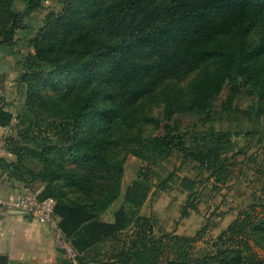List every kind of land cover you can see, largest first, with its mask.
<instances>
[{
  "label": "trees",
  "instance_id": "1",
  "mask_svg": "<svg viewBox=\"0 0 264 264\" xmlns=\"http://www.w3.org/2000/svg\"><path fill=\"white\" fill-rule=\"evenodd\" d=\"M44 1L17 9L18 0H0V47ZM60 2L21 62V109L0 96V127L12 129L5 151L15 157L1 158L0 173L29 189L43 183L41 197L57 200L59 227L77 251L65 264H264L262 196L214 238L205 237L217 226L209 221L195 235L158 234L143 212L146 183L157 180L158 190L187 192L188 217L201 185L232 178L235 135L264 144V0ZM241 96L255 105L243 108ZM156 103L159 117L149 113ZM181 117L192 121L182 127ZM121 148L141 163L125 191ZM248 158L264 176V159ZM173 159L181 163L169 170Z\"/></svg>",
  "mask_w": 264,
  "mask_h": 264
},
{
  "label": "rangeland",
  "instance_id": "2",
  "mask_svg": "<svg viewBox=\"0 0 264 264\" xmlns=\"http://www.w3.org/2000/svg\"><path fill=\"white\" fill-rule=\"evenodd\" d=\"M24 3L25 0H18L16 8L23 9ZM62 6L60 0H45L40 9L22 17L21 25L15 33V42L7 47H0V96L3 98L6 107L14 113L21 109L20 82L23 74L21 62L30 52L34 51L30 45V40L44 24L46 16L50 12H60ZM193 75L184 77L183 83L189 81ZM227 94L228 89H225L219 103L223 101L222 98ZM237 102L243 108L255 105V101L248 96H241ZM149 110H151L149 112L151 115L159 117L162 106L156 103ZM191 121L192 118L190 117H181L179 120L182 127H186ZM227 126L228 124H224L225 128ZM1 129L0 135L10 133L7 132V128ZM155 129L152 125L143 127L145 134L154 133ZM163 131L162 128L159 132ZM234 140L238 143L240 153L237 158H234L235 172L232 178L227 183L218 186V188L212 185V181H207L201 185L197 195L200 201L199 210H190L188 217L182 215V208L188 199L187 192L181 191L177 186L171 190H158L153 186V183H157V180H154L153 183H146L151 188L143 212L156 219L158 234L165 231L176 232L181 235H195L209 221V223L217 226L208 230L205 237L214 238L238 216L241 210L249 207L256 197L262 196L261 199H264V176L256 171V164L250 162L248 158L252 154L257 155L259 161H263L264 144H260L251 137L249 138L246 134L235 135ZM118 154L125 157L122 179V188L125 191L132 182L138 179L137 174L141 163L132 154H125L122 148ZM26 159L28 160V158ZM180 163L179 160L173 159L171 163H166V166L170 170L173 168V164L179 165ZM30 167H32L31 169H37L38 165L30 164ZM187 175L194 174L188 172ZM34 187H37L34 189L43 190L44 184L36 183ZM121 202L120 198L103 214L102 218L105 220L112 218L113 211L119 207ZM257 209L258 211H264V203L257 202ZM257 248L264 256V249L259 245Z\"/></svg>",
  "mask_w": 264,
  "mask_h": 264
},
{
  "label": "crops",
  "instance_id": "3",
  "mask_svg": "<svg viewBox=\"0 0 264 264\" xmlns=\"http://www.w3.org/2000/svg\"><path fill=\"white\" fill-rule=\"evenodd\" d=\"M3 157L14 158L6 152ZM0 175L1 195L11 196L27 189L6 173ZM69 260L72 258L56 229L39 224L26 212H0V264H65Z\"/></svg>",
  "mask_w": 264,
  "mask_h": 264
},
{
  "label": "built area",
  "instance_id": "4",
  "mask_svg": "<svg viewBox=\"0 0 264 264\" xmlns=\"http://www.w3.org/2000/svg\"><path fill=\"white\" fill-rule=\"evenodd\" d=\"M12 129L7 127V132H11ZM0 136V160L3 157L6 145V136ZM42 189H29L25 191L11 195L3 196L0 193V212H7L10 210L24 211L32 216V218L39 224L48 225L57 230L62 246L67 249L70 257L75 260L77 257V251L74 247L67 242L59 227L58 218L55 210L57 200L52 196L41 197Z\"/></svg>",
  "mask_w": 264,
  "mask_h": 264
},
{
  "label": "water",
  "instance_id": "5",
  "mask_svg": "<svg viewBox=\"0 0 264 264\" xmlns=\"http://www.w3.org/2000/svg\"><path fill=\"white\" fill-rule=\"evenodd\" d=\"M15 212H18V213H22V212H24V211H20V210H15Z\"/></svg>",
  "mask_w": 264,
  "mask_h": 264
}]
</instances>
